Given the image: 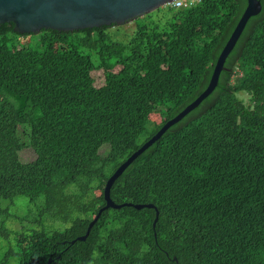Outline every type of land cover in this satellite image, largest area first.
I'll list each match as a JSON object with an SVG mask.
<instances>
[{
	"label": "trees",
	"instance_id": "1",
	"mask_svg": "<svg viewBox=\"0 0 264 264\" xmlns=\"http://www.w3.org/2000/svg\"><path fill=\"white\" fill-rule=\"evenodd\" d=\"M261 2L214 90L112 184L115 204L153 205L141 209L104 208L107 180L204 90L245 0H181L130 33L0 24V201H39L32 222L45 224L14 231L0 208V264H264Z\"/></svg>",
	"mask_w": 264,
	"mask_h": 264
},
{
	"label": "water",
	"instance_id": "2",
	"mask_svg": "<svg viewBox=\"0 0 264 264\" xmlns=\"http://www.w3.org/2000/svg\"><path fill=\"white\" fill-rule=\"evenodd\" d=\"M175 0H0V24L13 23V30L19 34L39 33L43 29L58 32H72L85 28L123 25L130 23L160 7L170 5ZM245 8L233 28L230 36L217 56L211 77L204 90L174 117L145 141L126 161L120 164L108 178L104 198L107 207L119 208L125 205L137 209L152 208V204H115L110 198V188L131 162L151 146L169 127L177 123L196 108L216 87L224 63L234 49L248 20L262 11L261 0H245ZM158 218L156 217L153 226ZM97 216L89 224L84 240Z\"/></svg>",
	"mask_w": 264,
	"mask_h": 264
},
{
	"label": "rangeland",
	"instance_id": "3",
	"mask_svg": "<svg viewBox=\"0 0 264 264\" xmlns=\"http://www.w3.org/2000/svg\"><path fill=\"white\" fill-rule=\"evenodd\" d=\"M161 15V14H160ZM262 17L264 18V10L262 13ZM135 28V24L133 22L131 23H127V24H123V29L121 30V32H126V33H130L134 30ZM123 32V33H124ZM121 33V34H123ZM120 41H124L125 35H123V37L121 38H117ZM21 42L23 44H34L36 42V37L31 36V37H27L23 40H21ZM118 68L116 67L114 70H117ZM92 76L94 78V84L95 86H101L103 84V80H104V76H103V72L102 70H95L92 72ZM238 96H240V98L243 99L244 103L247 105H251L250 99H249V95L245 94V93H239ZM161 116L159 113H154L151 115V119L154 123L158 124L160 123V119ZM144 137H142L143 139ZM34 152H32V150L30 149H25L21 152V158L23 161H29L32 160L34 158ZM39 201H37L36 203H29L28 199L26 197H18L15 198L14 201L10 202L9 200H1L0 201V208H5L7 207L9 209V212L14 216L16 215V218H12L7 222V226L8 228L14 230V231H18L20 229V231L22 230H33V229H40L43 228L45 226V224L43 225L44 221H40L39 223H35L32 222L33 217L37 214L38 212V206ZM28 208L32 209L33 212H31L32 216H30L29 221L27 220V218H25L24 216L27 215L26 212L28 210ZM20 217L22 219H20ZM29 218V217H28ZM69 224H64L63 227L68 226ZM0 253H2V251H0ZM16 259H11V262H15Z\"/></svg>",
	"mask_w": 264,
	"mask_h": 264
},
{
	"label": "built area",
	"instance_id": "4",
	"mask_svg": "<svg viewBox=\"0 0 264 264\" xmlns=\"http://www.w3.org/2000/svg\"><path fill=\"white\" fill-rule=\"evenodd\" d=\"M170 6L175 7V8L180 7L181 6V0H175L174 2H172L170 4Z\"/></svg>",
	"mask_w": 264,
	"mask_h": 264
}]
</instances>
